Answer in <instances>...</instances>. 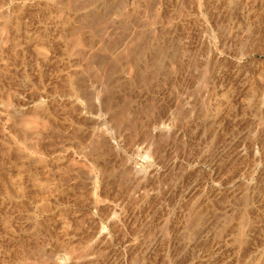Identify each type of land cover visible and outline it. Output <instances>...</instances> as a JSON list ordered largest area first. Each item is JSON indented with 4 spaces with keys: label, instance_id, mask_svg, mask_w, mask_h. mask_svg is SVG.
<instances>
[{
    "label": "bare ground",
    "instance_id": "bare-ground-1",
    "mask_svg": "<svg viewBox=\"0 0 264 264\" xmlns=\"http://www.w3.org/2000/svg\"><path fill=\"white\" fill-rule=\"evenodd\" d=\"M206 1H207L206 5L203 6L205 10L204 15L207 16L206 18L209 28L210 27H212V29L217 28L219 24H222L221 23L222 20L220 21V18L224 12L228 11L227 10L228 8L229 9L231 8L232 10L238 12L240 16H242V19L244 17L245 19H249L250 21H255L256 25L258 20L260 21L259 22L260 24L262 22L260 19L257 20V18L258 17L260 18V16L264 14V0H227L226 1L227 4L226 3L224 4L225 1L222 3V0H206ZM203 2L205 1L203 0ZM182 3H183L182 0H118L114 4L112 3L110 4V0H0V59H2L3 56L5 55L8 57L13 55L14 58L17 60V64H18V66H14L13 72L10 71L12 69H7V66L0 67V264H97L100 261L99 258L101 257V255L99 254L100 257L96 256L95 252L101 248H105V249L108 248L109 242H108V238H106L107 235L105 236V234L103 233V229L101 228L98 231V233L96 232L97 235L94 239L92 238V240L90 239L89 241V239H85L89 237V235L88 237L86 235L84 239L86 240L87 243H85L84 245L75 244L74 241L79 239L80 242V238L82 237L83 233L85 234L84 224L85 223L87 224L90 221L83 222L85 221L83 220L85 219V217L83 216L82 218V215L80 214L81 212L78 213L76 211L74 215H72L73 213L69 214L68 212L69 209H67L68 206L67 207L64 206L65 205L64 203L77 196V198L79 197L81 201L80 203L78 199L77 200L78 203L80 205L84 204L85 206H87L86 209L87 208L97 209L98 205L101 203L104 205V203L107 202L106 194L110 190V188L108 187L112 183L109 178V173L107 172L108 169H106L107 167L109 168V166H112L111 168L114 167L113 166L114 163L111 164L109 158L112 155L117 156L118 162L120 161V163H118L120 164L119 167L120 169L117 172L119 173V177H118L119 179H115L114 182L119 180L118 187L120 186L119 188H122V192L124 194V197L122 199L126 203L133 205L137 200L138 201L140 199L144 200V198L149 195V194L147 195L146 192L142 191V189L141 191H138L137 189L138 192L137 193L135 190L136 187L134 186L135 187L134 188L132 186L133 183L131 182L135 183V181L138 180V177H140L141 172L142 173L145 172L144 174H146L149 171H144L145 169H140V168L138 169L130 163L129 161L130 155L134 154L135 151L128 149L132 147L129 143H128L130 145L129 147L126 145L127 141L131 143L130 141L132 139L131 134L137 131V129H139V126L141 125L140 116L138 115V111H136V109L134 110L130 105V101H131L129 97L130 94L129 95L123 94L122 97L123 99L121 101V104L118 106L119 100L118 101L116 100L117 98H115V94H114L115 92L111 84L114 80L116 82L118 81L117 79L119 78V75L117 73L122 71V69L124 68L122 66H124L125 64H129L130 62L135 64L136 62L137 63L139 62L141 64V66L139 64V66L135 67L136 72L134 74L135 75L134 79L135 80L137 79V81L138 80L150 81L151 79L153 80V78L157 76L158 73H161V70L163 69L162 66L163 60L161 55L164 52H163V45L159 43L158 38L170 32L169 29L171 28L173 22L176 21L178 22L180 19H183L186 16V14L184 16L182 12V6L184 5ZM201 3L202 0H191L190 7L192 8L195 7V10H198L202 6ZM98 4H102L103 9L100 8L97 9ZM93 6L95 7L97 6V8H93ZM142 6L149 9L151 14L149 19L145 18L142 19L141 21L140 17L138 18L136 16L137 14H134L136 13L134 11H137V9L139 10V8ZM135 27H138V30L136 33H134L135 35L133 34L134 36L132 35L133 41L131 40L132 42L130 47L126 48V50L124 49V51H122L121 53L119 52L120 54L116 55L117 57L120 56L119 58L117 59L106 58L107 56L106 57L104 56L106 55V53L105 54L96 53L95 55H93L92 59L88 60L89 64L92 66L90 65L75 66V64L81 59V57L85 55V53L82 52L83 50L80 45L82 43L81 40L84 39L82 38L79 39L80 38L79 32L82 30V28H86L88 30L90 37L91 35H93V37L94 36L98 37L101 40V47L103 49L107 48L111 50L116 46L118 47L119 42H121L123 36L126 33L128 34L129 33L128 31H130ZM147 27L150 28L148 29ZM220 28L221 27H219L218 29ZM212 32L213 31H211L210 33L211 35ZM149 37L155 39V44L149 41L148 39ZM261 37L264 41V34H262ZM199 42L205 46L206 48L205 50L208 52L209 58L212 59L213 61L218 60V57L216 56L225 55V53H227V49L229 48V47L227 48L228 44L226 45L225 40H221L219 44L215 41H212L211 38L205 39L203 41L201 39V41ZM82 45L84 44L82 43ZM263 48H264V44H263ZM151 49H154V53H151V55L149 56L148 52ZM253 49H255L254 45H250V47L248 45V47L244 49L240 48L232 54V57L238 59L243 55H245L246 52L248 53V51L250 50L252 51ZM5 58L7 57H4V59ZM117 62L119 64L120 63L122 64L121 66L122 68L120 66H116ZM169 62L170 65L168 67H170V69H173L171 61ZM93 65H98V66H93ZM211 65L202 68V71L200 73V79H201L200 81H203L202 83L206 87L208 85L207 83L209 81H213V79L222 80L226 78L225 77L226 74L224 72L215 71V69H213L214 67L213 64ZM129 68L130 66L128 67V69ZM86 73L89 74L90 77L89 79L100 81L101 84L98 85L100 86L99 88L93 87V85H89L88 83L89 79L86 77L87 76ZM128 73L129 72H127V74ZM239 77H243V76H239ZM256 77H257V82L260 85L264 83V74L260 73L258 74V76L256 75ZM243 81L244 79L242 80V82ZM130 83H132V81ZM207 90L209 89L207 88ZM238 90L239 89H237L236 91ZM237 97L236 100L238 99ZM228 105L218 108L215 111V113L212 114L213 115L212 121H214L215 118L217 119V117L219 116L221 117V115L223 116L227 115L233 109L235 110L236 108L235 105L234 107ZM99 109L104 110L105 113L104 114L96 113ZM69 118H72L73 120L72 122L76 124L79 122H80L79 124H81V122L85 123V120L83 121V119H87V121L90 120L92 123L95 122L93 123L94 125L96 124L99 125L101 122L103 123V121L104 123H106L105 121L107 120L108 123L110 122L109 125L114 124L116 125L115 126L116 128H118L119 126L120 128L123 127V129H129L130 133L124 134L122 136L123 133H121L120 135L118 134L119 132L116 131L118 129L116 130L114 129L118 134L116 135V133L113 132L117 140V141L114 140L115 141L114 142L112 140L114 139L113 137L114 135L113 136L110 135L111 133L109 134L106 131V129L99 127L97 125H96L97 127L94 129V125H93V131L91 132L92 139L91 140L88 139L89 141H87V143L88 142L89 143L87 145L86 143H84L83 145L86 146L83 147L79 143L78 138L80 137V135L85 134L87 129L86 130L82 129L85 132L82 131L80 129L81 127L80 128L78 126L76 127V124L73 125L71 123V120L68 121ZM153 131L154 130L147 129L145 134L146 136H148V138L152 139V142L155 141L156 144L164 137L165 132H167L168 130L166 131L163 128H160L156 133H154L156 130L154 132ZM85 137H81V140L82 138ZM74 142L76 144H74ZM254 143L256 142L254 141ZM124 146L126 148L128 147L127 148L128 154L121 153L120 150ZM147 149L148 148H146V150ZM236 149L237 148H234V152L225 149L226 152L227 151L229 152L226 160L225 159L223 160V158L220 156L221 159L223 160L221 163H220V158L218 159L219 162L217 161V159H210L211 160L210 175L212 176V182L209 183L210 185L208 187H206L207 188L206 192L211 194L210 197L213 196L214 199H212L211 201L214 200L216 202L217 200L216 198L218 194H220L222 185L226 184L224 180L222 181H224L225 183H223L221 180L220 181L215 180V178L220 177L221 172H223L224 170L225 171L229 170V168L231 167L233 168V172L237 171L236 170L237 168L235 169L232 163L234 160L236 161L238 159L237 155H240L238 150L236 151ZM140 150L141 149L136 151V153L139 155L141 153ZM146 150L142 149V151H146ZM149 150H147V152ZM158 151H159V144H156L155 146L153 145L151 149L152 155L158 153ZM218 152L220 153V151ZM151 153H149V155ZM246 153L244 154L247 155ZM217 155L215 156L216 158ZM107 158H109V161L107 160ZM105 160L108 161L109 166H107L108 164L107 161ZM114 169H110V170L113 171ZM251 171L252 170H250V172ZM251 173L253 175V171ZM113 174L111 175L113 176ZM252 180H254L253 177ZM255 180L257 181L258 179ZM126 182H130L132 185L130 184L129 186V184H127L128 185L127 186ZM252 185H254L253 181L251 183L248 182L247 184L248 187L245 188L247 190L250 189L249 191H252L251 189L254 188V187L252 188ZM131 186L134 189H131L132 188ZM138 187L139 186H137V188ZM111 188H113V186H111ZM189 190L190 188L188 189V192ZM192 192L188 194L191 196ZM242 192H245V190H243ZM246 192L248 193V191ZM246 195L248 194L245 193L240 198L241 204L239 203V205H243V208L241 206L240 208L239 206L237 207V205H235L237 207L236 210L241 212L243 209L245 210L247 203L248 204L250 203V201L246 198L247 197ZM235 196L239 197V195H235ZM120 197L118 199H120ZM75 199L76 198H74L73 201ZM195 200L197 204L198 200L197 199ZM236 201L234 200V202ZM120 204L118 205L120 206ZM221 204L219 207H221ZM115 205L111 204L110 206H107L109 213L111 212V216L109 215L108 217L112 221L114 220V211H115V207L117 206ZM190 205H191L190 207L188 206L189 208L187 207L188 208L187 210L189 211H187V213L184 216L187 217V219L185 220L187 222L185 223L186 224L188 223L189 228L192 229V227L193 228L197 227L200 224L203 214L202 212H200V208H196V206L194 205V203H192V201ZM252 205L250 206L252 207ZM213 206H215V204ZM227 207L222 206L221 209L220 208L218 209L219 211L221 210V212L218 213H221L223 221L222 223H219V225L217 221V225L214 228L213 235L210 236L212 243L210 245L209 252L207 251L208 252L207 254L202 256L203 253H200L202 257L199 256L197 258H191V257L176 258L175 256L172 255L171 258L170 257L171 250L167 247L169 250L166 248L167 253L163 252L164 254L162 257V254L159 253L161 250L158 253H156V251H154L153 249L154 247L153 248L147 247V248H142L144 253V256L142 257L143 262L140 259L142 264H153V262L154 264H156V262H159V260H161L162 258L165 259L164 260L162 259L163 262L161 261V264H229V260L228 259L225 260L223 257L225 254H229L228 252L231 250L230 248H232L234 244L238 246L241 255L242 254L245 255L246 252L248 254V251H246L247 247H245V245L248 243L247 241L249 240L248 237L246 236L247 233L245 234L244 232L246 230L244 229V226L246 227L248 226V224L243 225L242 222L239 223L235 222L237 224V225L235 224L236 233L233 234L234 236H232V238H230L231 241L228 240L229 236L227 237L228 235L227 233L231 232L232 228L230 226L231 224H228L231 218L230 216H228L230 214H226ZM249 208L250 207H248L247 209ZM215 209H217V207H215ZM232 210H234V208H232L230 211ZM52 211L56 212V216L53 215ZM238 211L236 213H238ZM250 211L251 210L249 209V212ZM47 212H52V213L48 214ZM36 213H39L40 215L46 214L47 217L46 220L49 221V223L50 222L53 224L57 223L60 226V228L63 229L64 227L67 228L69 226L75 225L74 227L75 229L73 233H70L69 235L67 234L65 235V233L63 232L65 237L66 236L68 237L67 241L65 239H64L65 242L64 240L62 241V243L64 242V244L60 245L58 241L61 238H59V240L57 241L58 237L55 238L54 236V238L56 239L53 241L55 245L54 248L57 249L56 251L59 255H57V253L53 255V251H52V256H57V258L56 257L51 258V255H48L50 257L49 258L46 257V260H44L43 257H45L46 255L41 257L42 255H44L42 253H45L48 250L47 251L45 250V252H42L41 253L42 255L39 256L41 257V261H39V257L37 262L33 261L34 259L29 260L28 258H30V256L26 257V255L28 256V254H30L28 251L29 248L27 244H32L31 242L36 241L35 239H37L38 237L37 236L38 234L37 229H39L38 226L41 225V222H46V220H44L45 216L44 217L42 216L44 221H39L40 222L39 224L37 221L38 218L37 219L35 218ZM181 213L184 214L185 212H181ZM86 214L87 212L85 213V215ZM87 215L86 217L90 216L89 211ZM233 216L234 215H232V217ZM236 216L237 215H235V217ZM242 217L244 218V216ZM237 218L236 221H238ZM88 219L91 220L90 217ZM232 220L233 219H231V221ZM72 223L73 225H70ZM93 224H95V222ZM263 224H264V220H263ZM263 224L261 225L262 227L264 226ZM51 225L52 224H50V226ZM112 225L114 226V223ZM46 226L44 227V229L46 228ZM88 227L90 226L88 225ZM50 228H48V230ZM89 229L87 230L88 232H90ZM46 236L48 235L46 234ZM91 237H94V235H92ZM183 239L185 240L186 237L183 236ZM49 240H45V241L50 242ZM168 240L170 241V238ZM38 241L39 239L36 242L38 243ZM39 243L38 246L40 245ZM184 243L186 244V242ZM24 244H26L25 247L28 248L26 252L28 254H25V256L22 254V252H24L25 250L22 251L21 249V247H23ZM185 244L184 245L181 244V250L184 251L185 249L188 251L189 248ZM172 245L169 246L172 247ZM194 245L195 244H193V246ZM30 247L33 246L31 245ZM37 247L35 246L34 248L36 249ZM51 247L53 246L51 245ZM194 247H196V245ZM41 248L42 247H40V250ZM23 249L25 248L23 247ZM191 249L194 250V248ZM249 250L251 251L250 248ZM109 251H110V247H109ZM50 253L51 252H49V254ZM262 253L264 254V252ZM115 255L114 257H116ZM118 256L120 257V255ZM190 256L195 257L193 255ZM236 257L234 256L232 258L234 259ZM113 260H118V259L115 258ZM111 263L115 264L116 262L113 261Z\"/></svg>",
    "mask_w": 264,
    "mask_h": 264
},
{
    "label": "rangeland",
    "instance_id": "rangeland-1",
    "mask_svg": "<svg viewBox=\"0 0 264 264\" xmlns=\"http://www.w3.org/2000/svg\"><path fill=\"white\" fill-rule=\"evenodd\" d=\"M117 1L118 0H110V4L111 3L114 4ZM204 1L205 2H203L202 0V3H201L202 6L200 7V9L195 10V7L193 8L190 7L191 0H184V1L182 0L183 2L182 4H184L182 6V12L184 16L185 14L186 16L183 19H180L178 22L177 21L173 22L171 25V28L169 29L170 32L158 38L159 43L163 45L164 53L161 55L162 60H163L162 61L163 69L161 70V73H158V75L153 78L154 81L152 79L150 81H139V80L137 81V79L136 80L134 79L135 78L134 74L136 72L135 67L139 66L140 64L139 62L138 63L136 62V64L130 62L129 64H125V65L123 64L124 66H122L121 63L120 64L118 62L116 63L117 64L116 66L124 67L121 72L117 73L119 75L117 82L119 83H117L114 80L116 83L113 81L111 84L115 92L114 93L115 98H117L116 99L117 101L119 100L118 106L121 104V101L123 99L122 98L123 94H128V95L130 94L129 95L131 99L130 105L134 110L136 109V111H138V115L140 116V121H141V125L139 126V129H137V131L131 134V138H132L130 140L131 143L127 141V144H126L128 147L130 145L133 147V148L127 147L128 149L135 151L134 154L130 155L129 161L136 168L145 169L144 171H149L146 174H144L145 172L144 173L141 172V175L140 177H138V180L135 181V183L131 182L133 183V185L130 182H126V185L129 184L130 186L131 184L133 187L134 186L136 187V188L134 187L136 192H137V189L138 191H141L142 189V191L146 192L147 195L148 194L149 195L144 198V200L147 198L145 201L143 199H140L139 201L137 200L133 205L126 203L122 199L124 197V194L122 192V188H119L120 186L118 187L119 180L116 181L117 183L114 182L115 179H119L118 178L119 173L117 172L120 169L119 168L120 164H118L120 163V161L118 162L117 156L112 155L109 158H110L111 164L114 163L113 166L115 167V169L114 167L111 168L112 166H109V163H108L109 158H107L108 161L105 160L107 161V164H108L107 166H109L110 169H114L112 171L108 167L106 168L110 170V171L107 170V172L109 173V178L111 182L113 183V184L111 183L108 187L110 188L109 190L110 192L108 191V193L111 195H109L108 193L106 194L107 202L104 203V205L102 203L99 204L97 209H94V208L86 209L87 206H85L84 204L80 205L78 203L77 200L79 199V197L77 198V196L76 197L73 196L74 198H76L74 201H73L74 199L73 198V199L68 200L66 203H64L65 204L64 206L69 207V208L67 207V209H69V211L67 210L69 214L73 213L72 215H74L76 211L78 213L81 212L80 214L82 215V218L83 216L85 217V219H83L85 221L83 222H87V221L91 222V223L90 222L87 223L90 227H88L86 223L84 224L85 234L83 233L82 235V237L83 236L84 237L83 239L82 237L80 238V242H79V239L75 240L76 241V242L74 241L75 244L84 245L85 243H87L85 239H89V241L90 239L92 240V238L94 239L98 231L101 228L103 229V233L105 234V236L107 235L106 238H108V242H109L108 248L106 249L101 248L95 252L96 256L100 257L101 255L100 258L102 259H100L99 257L98 258L100 261L103 260L104 262L103 261L102 262L104 264H108V263L112 264L111 262L113 261L116 262L115 264L117 263L118 264H137V263L142 264L143 262L142 257L144 256L142 248H147V247L149 248L154 247L153 249L154 251H156V253H158L161 250L159 253L162 254V257L164 254L163 252L167 253L166 250L168 248L172 251V252L170 251L171 258H172V255L175 256L176 258L177 257L178 258H183V257L197 258L201 256L200 253H203L202 254L203 256L207 254L210 250V245L212 243L210 236L213 235V231H214L215 226L217 225V221H218V225L219 223H222L223 221L221 213H218V212H221V210L219 211L218 209L219 208L221 209L222 206L224 207L229 206L226 208L227 210L229 209L228 211L226 210L227 212L226 214H230L228 216H230V218L233 219L232 221L230 219L228 223V224H231L230 226L232 228L231 232L227 233L228 234L227 237L229 236L228 240L231 241L230 238H232V236H234L233 234L236 233L235 231V227L237 225L236 223H239V222H242L243 225L248 224V226L246 227L244 226V229H246L244 232L245 234L247 233L246 236L248 237V240H249L247 241L248 243L246 242L247 244L245 245V247H247L246 251H248V254L246 252L245 255L243 254L241 255L238 249V246L234 244V246L230 248L232 251L230 250L228 252L229 254H225L223 258L225 260L228 259L229 264L231 263L232 264H264V261H263L264 254L262 253L264 252V249H263L264 248V245H263V242H264L263 227L264 226L263 227L261 226L264 220L263 219L264 218V193H263L264 192V152H263L264 151V108H263L264 107V83L260 85L257 82V77H256V75L258 76V74L260 73L264 74V48H263L264 41L262 39L263 36L261 37V35L264 34V28H263L264 14H262L260 18L259 17L257 18V20L260 19L262 21L261 24L259 23L260 22L259 20L258 21L256 20L257 21V25H256L255 21H250L249 19H245L244 17L242 19V16H240L238 12L232 10L231 8L230 9L228 8L227 9L228 11H226L227 13L224 12L225 14L223 13V15L221 16L222 19L220 18V21L222 20L221 21L222 24H219L217 28L212 29V27L210 28L208 27V22L206 18L207 16L204 15L205 10H204L203 5H206V2H207L206 0ZM226 1L227 0H222V3L224 2V4L225 3L227 4ZM97 6L96 7L93 6V8L103 9L102 4H98ZM134 12H136L134 14H137L136 16L138 18L140 17L141 21L142 19H145V18L149 19L150 14H151L150 10L145 8L144 6L140 7L139 10L137 9V11H134ZM219 27H221L220 29L222 30L218 29ZM216 29L219 31H217ZM254 29H255V32H254ZM137 30H138V27H135L131 29L130 31H128L129 33L128 34L126 33L125 34L126 36L125 35L123 36L121 42H119L118 47L116 46L115 48L109 50L107 48L103 49L101 47V40L98 37L96 36L93 37V35H91L90 37L88 30L86 28H82V30L79 32V36H80L79 39L81 38L84 39L81 41L86 47L82 45V43L80 45L83 50L82 52H84L85 55L84 54H83L84 56L82 55L83 56L81 57L82 60L80 59L75 64V66H89L90 64L88 60L92 59L93 55H95L96 53H104V54L106 53V55H104L105 57L107 56L106 58H111V59L119 58L120 56L118 55L119 57H117L116 55L120 54L122 51H124V49L126 50V48L130 47L131 42L133 41L132 37L135 35L134 33H136ZM210 30L213 31L212 35L210 34L211 33ZM209 38H211L212 41H215L218 44L220 43L221 40H225L226 45L228 44L227 48L228 47L229 48L227 49V53H225V55L223 56L221 55L216 56L218 57V60L213 61L212 59H210L208 52L205 50L206 49L205 46L199 42L201 41V39L203 41ZM148 39L151 43L155 44V39H152L151 37H149ZM248 45L249 47L250 45H254L255 49H253L252 51L251 50L248 51V53L246 52L245 55H243L242 57L238 59H235L234 57H232V54L234 52H236L240 48L244 49L248 47ZM258 47L260 48V50ZM148 53H149L148 55L150 56L151 53H154V49H151ZM4 57H7V58L4 59ZM169 61H171L173 69H170V67H168L170 65ZM211 64H213L214 66L213 69H215V71L224 72L226 74L225 75L226 78L222 80L213 79L214 82L209 81L206 87L202 83L203 81H200L201 80L200 73L202 71V68H204L205 66H209ZM128 65L130 66L129 69H128L129 67ZM1 66H7V69H12L10 71L13 72L14 66H18V64H17V60L14 58L13 55L9 57L5 55L3 56L2 59H0V67ZM93 66H98V65H93ZM127 72L129 73L127 74ZM86 74H87L86 77L89 79L90 78L89 74L88 73ZM246 74H247V77H246ZM239 76H243V77H239ZM243 79L245 82L244 81L242 82ZM128 81L130 82L132 81V83ZM88 83L89 85H93V87H98V88L100 87L98 85L101 84L100 81L93 80V79H89ZM207 88L209 90H207ZM236 88L239 89L240 91L239 90L236 91L237 90ZM236 97L238 98L237 100H236ZM232 98H235V99H232ZM227 103L231 107H234L235 105L236 106L235 110L231 109L232 111L227 114L228 116L221 115V117L220 116L217 117L218 120L215 118L214 121H212L213 120L212 114H214L218 108L227 106L228 105ZM99 110L96 113H99V114L105 113L104 110L102 109H99ZM141 111H144V112H141ZM70 120L73 125L76 124L72 122L73 121L72 118L68 119V121ZM84 120H85V123L81 122V124H79L80 123L79 122L77 123L78 125L76 124V127L77 126L79 128L81 127L80 128L81 130L87 129L86 132L82 130L85 132V134L80 135V137L78 138L79 143L83 147L89 143V142L87 143V141H89L88 139L90 140L92 139L91 132L93 131V125H94L93 123H95V122L92 123L90 120L87 121V119H83V121ZM105 122L106 123H104L103 121V123L101 122L99 125L98 124L96 125L106 129V131L109 134L111 133L110 135L112 136L114 135L113 132L116 133V131L119 132L118 134L120 135L121 133H123L122 136L124 134L130 133L129 129H123V127L120 128L119 126L118 128H116L115 127L116 125H114L113 123H112L113 125L111 124L109 125L110 122L108 123L107 120ZM96 125H94V129L97 127ZM160 128H163L164 130L166 131L168 130V131L165 132L164 137L159 142L156 143V144H159L158 153L152 155L151 153L152 146L153 145L155 146L156 144H155V141L152 142V139L146 136L145 132L147 129H150L154 131L156 130L155 132L153 131L154 133H156L158 132ZM114 129L115 130L118 129V130L115 131ZM87 131H90V132H87ZM118 134L116 133V135ZM81 137H85V138H82L83 141L81 140ZM113 137L114 139L112 140L117 141L115 138L116 136L114 135ZM80 140L82 141V143ZM254 141L256 143H254ZM84 143H86V145H83ZM251 143H254V144H251ZM74 144L76 143L74 142ZM248 145L249 146L251 145V146L249 147ZM145 147L148 148L147 150L149 149L150 150L147 152ZM122 148L125 150H123ZM122 148L120 150L121 153L128 154L127 148L125 146ZM234 148H237L236 151L238 150L240 154V155H237L238 159L236 158L237 160L236 161L234 160L232 162L233 167L235 169L237 168L236 169L237 171L233 172V168L231 167L229 168V170H226L227 172L225 170L221 172L220 177L215 178V180H219V181L224 180L226 184H223L221 187L220 194H218L216 198L218 201L217 200L216 202L214 200L211 201L212 199H214L213 196L210 197L211 194L206 192L207 191L206 187H208L210 185L209 183L212 182V176L210 175L211 174V167H210L211 160L210 159H217L218 161V159L220 158V163H221L224 159L225 160L227 159V155L229 151L234 152ZM139 149H141L140 155L136 153V151ZM142 149L146 151H142ZM225 149L229 151L226 152ZM239 149L242 152H240ZM218 151H220V153ZM243 152L244 153L247 152L246 153L247 155H245ZM149 153L151 154L149 155ZM242 153L244 156L242 155ZM216 155H217V158L215 157ZM220 156L223 158V160L221 159ZM111 158L113 159V161ZM115 170L117 174L115 173ZM250 170L253 171V175L251 173L252 171L250 172ZM112 172L115 174H113ZM111 174H113V176ZM252 177L254 178V180L258 179L260 182L258 180L257 181L255 180L257 182L256 183L254 180H252ZM224 181L222 182L225 183ZM252 181L254 182V185H255V186L252 185V188L254 187L253 188L254 190L251 189L252 191H249L250 189L247 190L245 187H248L247 186L248 182L251 183ZM136 182H139V183H136ZM135 184H138V185H135ZM194 184L195 185L197 184L196 187ZM111 186H113V188H111ZM137 186L139 187L137 188ZM133 187L131 189H134ZM118 188L121 190H119ZM189 188L191 191L189 190L188 192ZM240 190L242 191L245 190V192H242ZM246 191H248V193ZM190 192H192L191 196L188 194ZM245 193L248 194L246 195L247 196L246 198L253 205L250 203L249 204L247 203L245 210L243 209L244 210L243 211L241 209L244 212L245 214L244 215L242 211L240 212L236 209L238 206L239 207L241 206L243 208V205H239V203L241 204L240 198ZM235 195H239V197L238 196L236 197ZM119 197L120 199H118ZM195 199L198 200L197 204H196ZM190 200L192 201V203H194L196 208H200V212H202L203 214L200 224L197 227H194V228L192 227V229L189 228L188 223L187 224L185 223L187 222L185 221L187 217L184 216L187 213V211H189L187 209L191 206ZM234 200L235 201L237 200L238 202L237 201L234 202ZM220 201L224 202V203L222 202L223 205L221 204ZM79 202L81 203L80 199H79ZM211 202L213 205L215 204V206H213ZM228 203L231 204L232 206L229 205ZM111 204L117 205V206L115 205L116 207L114 211L113 221L110 220V218L108 217L109 215L111 216V212L109 213L107 206H110ZM118 204H120V206ZM220 204H221V207H219ZM235 205H237V207ZM250 205H252V207ZM182 206L183 208L184 207L185 208L183 209ZM215 207H217V209H215ZM230 207L231 209L234 208V210L230 211L231 210ZM248 207H250L249 209L252 212L251 211L249 212V209H247ZM71 209L73 210V212ZM92 209H94L95 211ZM83 210L85 211V213L87 212V214L89 211V215H90L89 217L91 218L92 221L88 219L89 217H86L87 214L85 215ZM237 211L238 213H236ZM246 211H248L249 213ZM52 212H47V213L50 214ZM181 212H185V213L183 214ZM37 214H38V217H37ZM53 215L56 216V212H53ZM232 215H234L233 216L234 218L232 217ZM235 215H237L238 218L237 216L235 217ZM42 216L43 217L45 216L44 220H46L47 218L46 214L45 215L44 214L40 215L39 213L35 214V218L36 219L38 218L37 221L39 224H40L39 221H44ZM242 216H244V218ZM236 218L238 221H236ZM211 219L214 221H212ZM94 222L95 224H93ZM73 223L70 225H73ZM113 223H114V226L112 225ZM50 224L52 225L50 226ZM92 224L95 226H93ZM41 225L38 226L39 227V229H37L38 234L37 233L36 234L38 237L40 236L42 238L37 237V239L35 240L37 241L39 239L38 243L41 240L39 244L41 245L42 243V245L38 246V243L36 241H33L31 242L32 244H27L29 249L25 247L26 244H24L23 246L25 249L21 247L22 251L25 250L24 252H22V254L24 256L25 254H28L26 253L28 249L30 254H28V256L26 255V257L30 256V258L31 257L32 258L31 259L28 258V259L29 260L34 259L33 261H36V262L38 261V257L41 256L42 254L44 255H42L41 257L46 255L45 257H43L44 260H46V257L48 258L50 257L48 255H51V258L52 257L57 258V256H52V251H53V255L57 253L56 251L57 249L54 248L55 245L53 241L56 240L55 238L58 237L57 241L59 240V238L62 239V240L60 239L58 243H60V245L64 244L65 240L67 241L68 239V237L67 236L65 237V235L66 234L69 235L70 233H73L75 229L74 228L75 225L69 226L67 228L64 227L63 229V228H60V226L57 223L55 224L51 222L49 223V221L47 220L46 222H41ZM44 225L46 226L45 229H44L45 227ZM48 226H50L51 228ZM92 227L93 228L95 227V228L93 229ZM48 228H50L52 231L49 229L50 230L49 232ZM88 229L90 232L87 231ZM66 230H69V231H66ZM43 231L48 236H46V234ZM63 232L65 233V235ZM66 232H69V233H66ZM49 233H52V234H49ZM89 233L90 234L92 233V234L90 235ZM59 235L62 237H60ZM86 235L87 237L89 235L90 238L89 237L85 238ZM92 235H94V237H91ZM183 236L186 237L185 240L183 239ZM43 238L45 240H49L50 238L49 241L51 242V239H52V242L51 243L48 241L46 242ZM169 238H170V241L168 240ZM63 240L64 242L62 243ZM183 241L186 242V244ZM180 243L182 245L185 244L186 246H188L189 250L188 251L185 249L184 251L181 250ZM193 244H195L196 247H194L195 245L193 246ZM29 245L30 246L32 245L33 247H30ZM51 245L53 247H51ZM169 245H172V247ZM35 246L36 247L38 246V247L35 249L34 248ZM40 247H42L41 250H40ZM109 247H110L111 252L109 251ZM191 248H194V250ZM249 248L251 249V251L249 250ZM45 250L46 251L48 250V251L45 252ZM37 252L39 255L37 254ZM42 252H45L46 254ZM49 252L51 253L49 254ZM57 255L59 254L57 253ZM114 255L116 257H114ZM118 255H120V257ZM190 255H193L195 257H192ZM234 256L236 258L233 259L232 257ZM41 257H39V261H41ZM115 258L118 260H113ZM140 259L142 260V262ZM162 259L164 260L165 258H162ZM162 259L159 260V262H156V264L158 263L161 264ZM100 261L97 264H103Z\"/></svg>",
    "mask_w": 264,
    "mask_h": 264
}]
</instances>
